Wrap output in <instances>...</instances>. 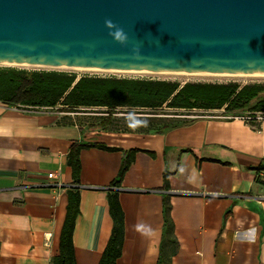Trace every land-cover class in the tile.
Listing matches in <instances>:
<instances>
[{"label":"crops","instance_id":"obj_1","mask_svg":"<svg viewBox=\"0 0 264 264\" xmlns=\"http://www.w3.org/2000/svg\"><path fill=\"white\" fill-rule=\"evenodd\" d=\"M60 107L0 100V264H55L74 185L68 153L81 140L145 150L117 187L111 181L124 151H81L77 264L100 262L113 228V189L125 212L117 264H158L165 192L179 241L172 264H264V116L259 129L245 117L204 115L166 133H132L91 127L97 119Z\"/></svg>","mask_w":264,"mask_h":264},{"label":"water","instance_id":"obj_2","mask_svg":"<svg viewBox=\"0 0 264 264\" xmlns=\"http://www.w3.org/2000/svg\"><path fill=\"white\" fill-rule=\"evenodd\" d=\"M0 63L264 73V0H0Z\"/></svg>","mask_w":264,"mask_h":264},{"label":"trees","instance_id":"obj_3","mask_svg":"<svg viewBox=\"0 0 264 264\" xmlns=\"http://www.w3.org/2000/svg\"><path fill=\"white\" fill-rule=\"evenodd\" d=\"M0 100L9 104L29 107L61 105V111L93 110L98 112L91 127H101L118 132L166 133L181 125H189L198 117L169 119V111L162 108L218 109L225 108L221 118L245 117L257 129L264 116V81L240 83L230 80L187 81L168 79L129 78L117 76L78 75L61 70L16 69L0 66ZM104 108V109H83ZM122 113V114H118ZM167 115V116H166ZM171 120V121H170ZM99 147L123 150L124 155L111 186H120L136 154L141 148L123 149L103 141H75L68 153L72 168L73 187L68 189L69 202L60 237V251L53 257L55 264H77L73 234L80 213V184L84 148ZM185 150H191L186 148ZM152 156L153 151L146 150ZM264 162V159H263ZM261 166V168H263ZM164 190L170 188L169 170L164 171ZM109 209L113 218L111 236L99 264H117L125 235V212L119 193H108ZM164 226L160 243L158 264H172V256L179 248L172 217L171 194H163Z\"/></svg>","mask_w":264,"mask_h":264},{"label":"rangeland","instance_id":"obj_4","mask_svg":"<svg viewBox=\"0 0 264 264\" xmlns=\"http://www.w3.org/2000/svg\"><path fill=\"white\" fill-rule=\"evenodd\" d=\"M1 67L7 68H16V69H35V70H61L68 72H75L78 75L82 74H90V75H98V76H117V77H129V78H150V79H168L180 81L182 83L187 81H238L240 83L252 82V81H264V76H247V75H189V74H181V73H164V72H151V71H140V72H131V71H109V70H100V69H76L67 66H41V65H33V64H8V63H0ZM34 108V107H31ZM83 109H104V108H83ZM165 111H169L168 117L169 119H189L194 117H201L204 115H212L214 117H220L225 111V108L218 109H193L186 110L178 108H171L167 105H164L162 108ZM96 111L93 110H82L81 116L83 119H95L97 116ZM122 114V113H118ZM166 115V116H167ZM170 120V121H171Z\"/></svg>","mask_w":264,"mask_h":264},{"label":"bare ground","instance_id":"obj_5","mask_svg":"<svg viewBox=\"0 0 264 264\" xmlns=\"http://www.w3.org/2000/svg\"><path fill=\"white\" fill-rule=\"evenodd\" d=\"M8 64H15V63H8ZM27 65V63H23ZM22 64V65H23ZM41 66H45L43 64H37ZM68 67V66H67ZM76 69H95L91 67H83V66H70ZM100 70H109V71H131V72H140V71H147V70H125V69H100ZM153 72V71H151ZM164 73H181V74H189V75H247V76H264V73H227V72H182V71H160Z\"/></svg>","mask_w":264,"mask_h":264},{"label":"built area","instance_id":"obj_6","mask_svg":"<svg viewBox=\"0 0 264 264\" xmlns=\"http://www.w3.org/2000/svg\"><path fill=\"white\" fill-rule=\"evenodd\" d=\"M262 117V116H261ZM57 175V173L55 172V171H51V172H49L48 173V176L50 177V178H52V177H54V176H56Z\"/></svg>","mask_w":264,"mask_h":264}]
</instances>
